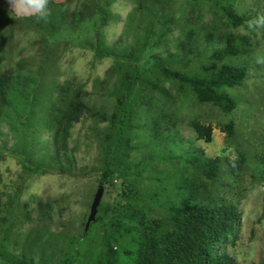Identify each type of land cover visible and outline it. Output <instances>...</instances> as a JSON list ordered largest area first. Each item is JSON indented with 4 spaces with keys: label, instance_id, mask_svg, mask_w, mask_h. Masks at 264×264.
<instances>
[{
    "label": "trees",
    "instance_id": "1",
    "mask_svg": "<svg viewBox=\"0 0 264 264\" xmlns=\"http://www.w3.org/2000/svg\"><path fill=\"white\" fill-rule=\"evenodd\" d=\"M68 1L49 0L44 18L4 6L0 135L7 125L27 176L96 174L95 185L87 188L79 218L57 221L61 232L51 233L48 250L42 230L54 225L55 210L60 218L69 213V198L36 201L33 220L32 211L21 214L16 204L26 177L12 196L2 191L0 172V264H235L230 249L239 241L243 178L264 186V0H125L132 8L112 43L106 31L119 23L116 0H89L88 9L69 14ZM87 25L95 28V61L112 60L104 79L95 80L112 100L109 112L91 107L86 85L61 72L66 32ZM27 29L39 37L34 54L15 63L16 36ZM151 47L165 48V56L154 55L152 70L143 72L138 64ZM60 75L71 78L58 83ZM205 108L225 119L218 124L229 145L245 140V125L263 123L257 144L243 142L248 146L235 149L236 158L207 157L197 142L213 143L215 117ZM85 119L106 124L95 133L98 164L87 172L78 170L69 146L72 128ZM98 186L103 198L84 233ZM24 221L31 222L29 233L14 245L32 250L37 244L38 260L23 249L18 255L7 250L12 228Z\"/></svg>",
    "mask_w": 264,
    "mask_h": 264
},
{
    "label": "rangeland",
    "instance_id": "2",
    "mask_svg": "<svg viewBox=\"0 0 264 264\" xmlns=\"http://www.w3.org/2000/svg\"><path fill=\"white\" fill-rule=\"evenodd\" d=\"M69 1L68 5L65 6L68 14L75 9L79 12L88 9L86 6L89 4V0ZM180 2H182V0H180ZM3 4L4 5L0 4V18L1 14L4 13V6L6 8H12L10 0H5ZM131 8L132 5L128 4L125 0H116L112 7V12L118 15L119 23L112 24L107 28V41L112 43L121 35L122 22L126 19ZM91 11L92 10H89L86 14L91 13ZM0 20L4 21L3 19ZM87 27L90 26L87 25L84 29L82 27L81 29L83 30H81L80 33H72L69 30L66 32L68 37L62 40V42L66 41L69 45L66 49L63 47L60 49L63 55L61 72L71 71L77 83H84V85H86L85 91L91 93V97L87 98V102L91 107L109 112L111 108L110 102L112 100L109 96L102 94L98 90L100 87L95 85V80L104 79L105 71L112 65V60L106 58L101 62L95 61V55L91 50L95 28ZM85 29H88V31ZM16 37L18 48H16L13 55L15 63L22 57L32 56L34 50L31 46L39 39L37 34L29 29L19 33ZM164 51L165 48L151 47L138 64L141 71H151L154 64L153 56L157 54L165 56ZM171 52H175V49L171 48ZM69 78L71 77L60 75L56 82L64 83ZM259 96H261L262 99L264 98V89L259 91ZM261 109H264V107H261ZM205 111L208 112L210 116L215 117L209 108H205ZM219 121L223 122L225 119L216 115V117L211 120L213 125L212 144L206 145L203 142H197V146L201 147L209 158H236L235 149L241 150L248 146V144H243V142L251 140L256 145L258 139L261 137L263 123L262 125L260 123L245 125L243 128V137L245 140H239L237 144L229 145L225 142V134L220 130ZM255 121H258V117ZM105 126L106 124L94 125L92 119H85L72 128L69 146L70 149L73 150L78 170H85L87 172L91 167L98 164L101 149L96 142L95 133L103 132ZM185 126L186 125L182 124L180 131L185 138H189L191 136V130ZM1 133L0 147H2V150L6 149L4 152V159L0 164V172L3 178V184L1 186L2 191L13 196L15 194V185L20 184V176L26 177V183L23 185L22 193L19 195L17 203L15 202L20 208L21 214L25 211H32V219L36 220L38 212L33 211L36 209V201H46L48 199H58L61 197L69 198L65 203V205L69 207V213L60 218L57 214L58 212L55 210L54 225L51 228L49 227L42 230L44 232L42 240L40 241L42 242V249L51 250V233L61 232L57 221H65L72 215H75L74 219H77L82 212L85 211L84 201L88 197L89 192L87 188L89 189L95 185L96 174L90 176L86 175L79 179L63 177L55 171L51 175L46 176H27L22 169L20 154L13 149L16 143L13 133L9 131L8 126L5 124L1 127ZM45 137L47 138V136ZM89 184H92V186ZM242 185L245 187V190L243 197L239 200V209L242 214L239 241L236 249H230V252L236 260L235 264H261L264 262V186L260 183L253 182L249 175L243 178ZM25 203H28V210H25L23 207ZM14 206L17 207L16 205ZM18 217H20V215L17 214V218ZM14 218L16 219V216ZM20 219H22V217ZM30 226L31 222L24 221L22 228H19V226L12 228L9 235L12 246L7 249L8 251L18 255L23 249L26 250L25 254H31L32 252V256H36V249L40 250L37 244L34 245L32 250L29 249L25 243L22 245H14L15 241H20V239L24 238L29 233L28 228ZM36 236L38 237L37 232L32 236L34 241ZM29 240L33 241L32 239ZM35 259L38 260V257H35Z\"/></svg>",
    "mask_w": 264,
    "mask_h": 264
},
{
    "label": "clouds",
    "instance_id": "3",
    "mask_svg": "<svg viewBox=\"0 0 264 264\" xmlns=\"http://www.w3.org/2000/svg\"><path fill=\"white\" fill-rule=\"evenodd\" d=\"M49 0H10L13 11L21 15L44 18L49 14Z\"/></svg>",
    "mask_w": 264,
    "mask_h": 264
},
{
    "label": "water",
    "instance_id": "4",
    "mask_svg": "<svg viewBox=\"0 0 264 264\" xmlns=\"http://www.w3.org/2000/svg\"><path fill=\"white\" fill-rule=\"evenodd\" d=\"M103 194H104L103 187L102 186H98V188L96 190V193L94 195L93 201L91 203L90 213H89V216H88L86 224H85L84 233H87L91 223L96 221V216L98 214V208H99V206L101 204V201H102V198H103Z\"/></svg>",
    "mask_w": 264,
    "mask_h": 264
}]
</instances>
